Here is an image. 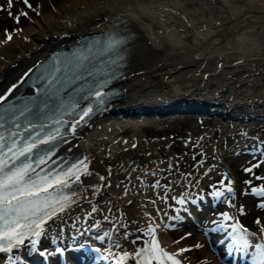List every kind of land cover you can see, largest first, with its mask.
Here are the masks:
<instances>
[{"label":"bare ground","instance_id":"1","mask_svg":"<svg viewBox=\"0 0 264 264\" xmlns=\"http://www.w3.org/2000/svg\"><path fill=\"white\" fill-rule=\"evenodd\" d=\"M224 1L230 6L233 2L74 0L56 13L35 20L25 30L14 32L11 40L0 41L1 101L10 97L32 67L59 44L73 43L84 34L97 32L123 31L130 36L126 43L127 65L117 77L122 92L72 138L64 140L57 151L76 158L75 165L83 161L88 166V175H81L80 182L70 180L69 187L64 188V195L75 202L44 225L38 245H31L35 237L28 238L1 255L0 264H33L36 258L41 261L37 250L45 251L50 264H56V248L66 249L65 264H79V259L88 260L89 256L85 250L78 252L80 247L99 241L102 233L101 244L109 258L103 264H110L111 259L117 262L124 253L130 254L125 264H134V253L148 246L151 239L144 233L146 230L155 228V237L161 243L157 228L167 229L172 221L190 225L184 209L197 199L195 171L201 174L206 161L208 165L224 160L227 149L223 150L219 143L231 133L233 136L235 125L218 139L211 135L216 132L213 128L212 132L196 135L190 129L181 150L171 144L172 136L161 125L169 115L129 113L130 109L148 105L201 99L210 102L214 111L221 107L220 115L229 120L253 119L245 122L243 131L250 132L262 124L259 122L264 123V0L249 1L245 9L237 6L233 16L217 24ZM205 11L220 13L213 17ZM32 91L25 88V92ZM200 118H206L205 114L201 113ZM201 122L204 123L200 120L197 127ZM226 142L228 148L238 145L231 137ZM195 148H204V153L191 169L188 163ZM139 159L143 160L142 167L136 165ZM177 166L185 167L178 173ZM157 181L160 187L153 188ZM182 195L185 206L175 207L174 198ZM227 215L235 218V214ZM200 234L193 237V243L204 249L213 240H208L205 232ZM256 234L264 243V232ZM249 243L247 253L255 252L257 237L250 236ZM167 247L173 252L177 249L176 244ZM219 262L217 256L205 259V264Z\"/></svg>","mask_w":264,"mask_h":264},{"label":"rangeland","instance_id":"2","mask_svg":"<svg viewBox=\"0 0 264 264\" xmlns=\"http://www.w3.org/2000/svg\"><path fill=\"white\" fill-rule=\"evenodd\" d=\"M71 1L74 0H29V3L32 5L30 9L23 3V0H13V5L11 9H9L8 0H0V9H2L0 10V39H1L0 41H5L4 39H7L6 34L10 33L13 36L16 32L25 30L30 25H33V23H35V20L37 19L39 20L50 13H56L57 11H59V9L62 6L70 4ZM238 1L227 0V4L232 2V4L230 3L231 6L226 5V1H224L226 6L224 5L223 7L222 17L219 16V18L221 19H217L218 22L216 20L217 24L222 22V20L225 19V17L233 16L237 10V6L239 7V9H245L249 1L253 2L256 0H248V1L238 0ZM234 2H236L235 5H233ZM258 2L261 3L262 1H258ZM242 3H246V4H242ZM228 6H230L231 8L229 9ZM241 6L242 8H240ZM233 8H235V11ZM9 11L12 13L11 16H9L8 14ZM22 11L27 13V17L22 16L19 24H17L14 17L19 15V13ZM205 12H207L206 14L213 15V17H215L218 13H220V12L210 13L208 11ZM223 14L225 16H223ZM261 108H264V105L261 106ZM219 111H221V107L219 108ZM137 112H139V108L130 109L129 114L130 115L139 114ZM171 115L172 116L169 115L168 120L166 119L168 122L163 121L161 125L162 127L164 125L166 131L169 132L170 136H172L171 144L177 148H180L181 150L183 149L182 142L185 140L184 139L185 134L190 129L195 130L194 131L195 135L199 134L200 132L203 133V131L212 132L214 129L216 130V132L211 135H213L214 137L216 136L215 139H218L221 135L223 136L226 133H229L232 130V127L235 125L233 128L236 129V132L233 134V136L231 133L230 137L232 142L234 143L236 142L238 145H235L232 148H228L229 145L227 144L226 141L230 137H225L226 140L224 139V142L220 141L219 143V145H221L220 147L223 150L227 149V153H226L227 155L225 154L226 156L224 160L220 162H216V161L209 162L208 165L206 161L205 165L203 166V168L205 167L204 171L203 168L200 170V173L202 172L203 174L201 173L197 175L199 171L196 169L195 178L197 179V182L194 183V186L195 185L198 186L199 189L197 190L196 197L199 200H202L201 199L202 197L210 199L211 196H213L216 191H221L225 195L227 193L226 188L227 186H229V182L231 181L232 182L231 187L235 189L237 192L236 196H234L232 199V204L227 206L225 205L224 200L220 201L219 203L216 204L215 208L209 212L210 216L209 215L204 216V220L206 219L209 220L211 218L219 219L221 218L220 216L228 212L227 214L230 215L237 214L250 231L255 233L264 232L261 230L264 229V208L259 207L260 203L264 201V196L257 197L253 193V190L256 188H261V187L264 188V157L262 158L263 162L258 164V166H257V160H259L260 158L256 159L257 154L259 153L258 150L259 149L264 150V125H263L264 123L259 122L262 124L255 125L256 128H253L254 131L250 130V132H247L248 130L243 131L244 129L243 125L245 124V122H252L253 119L247 120L245 122L241 119H236L235 121V119L229 120L228 117L226 116L222 117L220 114H216V115H205L206 118L202 120L201 118L198 119V116H200V114L197 115L191 113H176ZM200 120L203 121L204 123L201 122L203 125L201 124L200 125L201 127H197V124L198 126L200 124L199 123ZM239 123H243V124L239 125ZM238 125L239 127H237ZM202 149L204 148H200L198 150L196 148L193 149V152L191 154L192 157L189 158V163H188L191 169H193L194 166H196L201 161L199 157L202 156L201 154L203 152ZM140 160H141V164H139ZM142 161H143L142 159L137 160L136 165L142 167L143 166ZM185 166L182 167L177 166L175 168L176 170L175 172L179 171L178 173H180V171H182L183 167ZM246 169H250V171H246ZM212 173L213 175H211ZM246 181H248L249 183H245ZM201 184L202 186H200ZM228 196L229 195H226V197ZM176 206H178V204H175V207ZM256 221H259V224L255 223ZM171 223L176 224L175 221L170 222V224ZM171 225L169 226L167 225V230H169L168 232L165 231L166 230L165 228L161 230L157 228L158 230L157 233L159 234V240L161 241V244L167 246L168 244H176L177 251H179L180 249H186L185 247L187 246L194 245L192 249L183 252L182 253L183 255L181 256L182 258L192 262L193 264H205V259L210 255L216 257V255L212 252L210 245H208V247L203 249V247L197 248L196 247L197 244L193 243V237H199L201 235L200 234L201 232H199L200 234L199 235L198 233H196V231H193L190 233L189 236H185V234L193 230L191 226L184 224L181 225L176 224L177 227H175L174 230H172V227L170 228ZM219 264H223V263L219 262Z\"/></svg>","mask_w":264,"mask_h":264},{"label":"snow or ice","instance_id":"3","mask_svg":"<svg viewBox=\"0 0 264 264\" xmlns=\"http://www.w3.org/2000/svg\"><path fill=\"white\" fill-rule=\"evenodd\" d=\"M23 3L31 9L32 5L29 0H23ZM12 5L13 0H8L9 9H11ZM8 14L9 16L12 15L10 11ZM22 16L27 17V13L22 11L14 17L17 24H19ZM6 35L8 40L12 39L10 33ZM90 112L91 109L83 111L80 120L87 117ZM51 138L50 136L49 139ZM32 141V143L21 147L15 141L11 144L7 143L5 138L0 136V252H10L14 247L22 245L25 239L30 237H35V239H31V245L35 247L45 231L44 225L59 213L66 211L75 202L67 195H54L50 189L54 186H59L57 193H60L62 189L69 187L70 180L80 182L81 175H88L87 164L80 161L78 165H74L72 169L63 173L58 172L51 175L45 173L44 175L36 174L33 176L31 164L17 165L16 163L21 157H27L32 148L35 147L36 138L32 137ZM44 162V160H41L38 163ZM246 171H250V169H246ZM100 179L103 180L104 178L101 177ZM231 183L230 181L229 186L226 188L228 194H234ZM245 183L249 182L246 181ZM152 187H160L159 181L153 184ZM253 191L257 192L258 195L264 196V189H254ZM166 193L167 189L165 191V199ZM214 196L219 199L224 196V193L216 191ZM174 199L175 203L181 205L182 208L185 206L186 199L183 195ZM192 203L195 204V200ZM259 207L264 208V204L259 205ZM184 210L187 211L186 208ZM95 211L96 209L93 207V212ZM176 219H179V217H176ZM230 219L233 218L227 214L223 215L224 221ZM255 223L259 224V221ZM261 230L264 231V229ZM232 231L237 245H243L245 249L251 246L249 243L251 234L242 228L238 222L232 226ZM148 235L151 237L148 241V247L134 253L136 257L142 258L138 259L136 264H153V261L156 264H165L166 261H170L171 264H180L176 256L189 251V249H180L176 254H169L160 247L155 237L154 228H149ZM196 247L202 246L196 245ZM254 247L256 249L254 264H264V243L257 242ZM41 254L43 255V253ZM129 258L130 254L124 253L117 260V264H125V261ZM9 259L11 260V257Z\"/></svg>","mask_w":264,"mask_h":264},{"label":"water","instance_id":"4","mask_svg":"<svg viewBox=\"0 0 264 264\" xmlns=\"http://www.w3.org/2000/svg\"><path fill=\"white\" fill-rule=\"evenodd\" d=\"M146 108H139V115L153 114L158 115H171L176 113H191V114H206V115H216L222 114L220 111H214L210 107V102L204 100H194V99H182L174 100L165 104L157 105L156 107L152 105L145 106Z\"/></svg>","mask_w":264,"mask_h":264}]
</instances>
